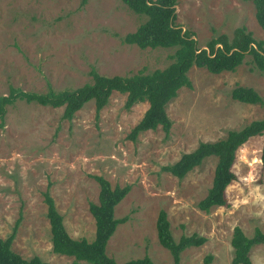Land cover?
Instances as JSON below:
<instances>
[{"label": "rangeland", "instance_id": "1", "mask_svg": "<svg viewBox=\"0 0 264 264\" xmlns=\"http://www.w3.org/2000/svg\"><path fill=\"white\" fill-rule=\"evenodd\" d=\"M175 24L194 33L199 47L218 35L232 37L245 27L255 41L264 32L253 5L242 0H178ZM145 17L118 0H0V97L9 88L27 93L73 90L90 83L89 72L104 77L148 74L170 64L173 49H145L122 43ZM191 89H181L166 107L171 129L159 127L127 137L148 108L138 103L126 110V96L112 93L95 114L86 103L71 121L62 108L15 102L7 107L0 128V239H6L21 217L11 249L23 259L38 257L48 264H77L52 253L50 228L43 203L49 193L63 226L73 240L94 238L89 204H97L98 183L112 188L130 186L115 207L117 226L106 246L116 263L148 257L153 264H173L171 254L157 240L156 220L163 210L175 241L197 235L206 242L185 249L179 264H231L234 228L251 238L264 233L263 137L251 139L237 152L232 167L236 179L226 189V207L208 213L198 203L211 188L216 159H205L182 180L162 171L200 143H214L227 132L264 120V106L231 99L239 86L252 88L264 102V72L246 56L234 72L219 75L205 69L188 72ZM251 264H264V246L250 251Z\"/></svg>", "mask_w": 264, "mask_h": 264}, {"label": "trees", "instance_id": "2", "mask_svg": "<svg viewBox=\"0 0 264 264\" xmlns=\"http://www.w3.org/2000/svg\"><path fill=\"white\" fill-rule=\"evenodd\" d=\"M80 6L88 0H79ZM131 12L145 17V20L134 33L127 34L122 43L145 49H173L169 57L170 64L161 70L148 74L143 72L127 77H104L95 70L89 72L91 82L73 90L53 91L46 93H27L19 89L9 88L7 96L0 97V128L7 107L17 101L36 104L52 109L62 108V120L71 121L74 114L86 103L93 101L96 116L108 104L112 93L126 96L124 108L130 109L138 103H147L148 108L141 120L128 135L132 142L147 131H155L159 127L167 136L171 129V121L166 114L167 105L177 97L181 89H191L188 72L192 68L205 69L208 73L219 75L234 72L242 65L246 56L255 69L264 72V40L255 41L245 27L236 28L232 37L218 35L210 39L204 48L198 46L194 33L183 30L175 24V8L178 0H118ZM253 5L255 19L264 32V0H242ZM233 101L264 106L258 93L252 88L235 87L230 93ZM263 137L261 162L264 165V120L254 121L237 131H229L226 136L214 143H200L197 148L174 163L162 168L164 173L182 180L188 173L199 167L210 157L216 159L212 185L206 197L198 203V208L208 213L214 207H226V189L235 181L232 167L237 152L251 139ZM98 183L97 204H89V213L94 219L95 233L91 242L85 239L73 240L67 234L61 215L57 212L50 196L48 184L43 192V203L46 207V218L50 228L52 253L73 260L77 264H118L106 254V246L117 226L124 224L126 218L114 217L115 207L127 196L130 186L112 188L107 180L94 176ZM21 217L14 223L10 235L0 239V264H48L38 257L23 259L11 249L12 242L20 225ZM156 235L159 245L167 250L173 264H179V255L187 248L200 247L206 240L197 235L182 236L178 241L173 239L166 213L161 210L156 220ZM233 249L231 264H251L250 251L254 246H264V233L255 230L251 238L246 237L239 228H234L230 243ZM210 257L204 260L209 264ZM122 264H153L148 257L130 260Z\"/></svg>", "mask_w": 264, "mask_h": 264}]
</instances>
